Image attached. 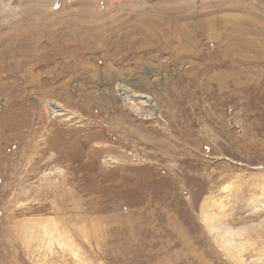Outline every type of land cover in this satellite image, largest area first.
Masks as SVG:
<instances>
[{"label":"rangeland","instance_id":"1","mask_svg":"<svg viewBox=\"0 0 264 264\" xmlns=\"http://www.w3.org/2000/svg\"><path fill=\"white\" fill-rule=\"evenodd\" d=\"M0 264H264V0H0Z\"/></svg>","mask_w":264,"mask_h":264},{"label":"bare ground","instance_id":"2","mask_svg":"<svg viewBox=\"0 0 264 264\" xmlns=\"http://www.w3.org/2000/svg\"><path fill=\"white\" fill-rule=\"evenodd\" d=\"M141 96H143V95H141ZM244 228V227H243ZM240 229V228H239ZM224 230H225V232H229V234H235L236 232L235 231H233V229H231L230 227H226V228H224ZM240 233V232H239ZM223 236V238H224V240L225 241H227V242H232V240L231 239H228V238H226L224 235H222ZM227 244V243H226Z\"/></svg>","mask_w":264,"mask_h":264}]
</instances>
